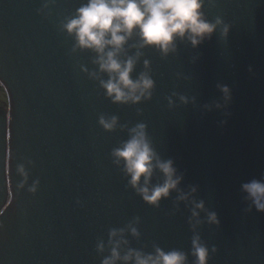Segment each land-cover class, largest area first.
<instances>
[{
  "label": "water",
  "instance_id": "obj_1",
  "mask_svg": "<svg viewBox=\"0 0 264 264\" xmlns=\"http://www.w3.org/2000/svg\"><path fill=\"white\" fill-rule=\"evenodd\" d=\"M43 2L0 0V88L7 102L0 106V264H100L96 241L133 216L141 218L142 234L133 247L151 251L155 242L188 250L183 205L172 215L171 199L152 208L125 188L109 152L126 133L103 131L101 113L129 126L145 122L160 154L184 173L181 187L198 186L197 197L220 220L219 228L200 229L217 248L209 264H264V213L245 214L240 193L241 183L264 173V0H217L205 8L209 19L220 15L232 25L227 42L213 35L196 49L180 45L164 60L146 51L156 88L151 101L136 106L105 99L98 83L79 71L81 64L93 68L92 57L70 53L72 39L58 31V20L84 0H56L47 18L37 14ZM218 82L232 92L223 126L221 112L200 108L219 99ZM173 91L195 96L197 106L169 110L164 97ZM29 159L28 184L39 179L34 195L15 190L16 166Z\"/></svg>",
  "mask_w": 264,
  "mask_h": 264
},
{
  "label": "clouds",
  "instance_id": "obj_2",
  "mask_svg": "<svg viewBox=\"0 0 264 264\" xmlns=\"http://www.w3.org/2000/svg\"><path fill=\"white\" fill-rule=\"evenodd\" d=\"M56 0H44L37 14L51 15ZM217 0H84L69 15L58 20V31L73 41L70 53H88L93 65L89 69L79 65V71L88 79L96 81L103 96L110 103L122 106H136L151 101L156 84L153 79L151 61L146 51L155 52L164 60L175 56L180 45L196 49L205 41L218 35L227 42L232 25L220 15L208 18L205 8H215ZM198 57L191 58L194 63ZM140 70L137 71V66ZM248 71L251 73L252 68ZM176 79L189 80L190 77L176 73ZM221 94L219 99L200 105L202 112L213 110L225 117L220 126L227 123L228 111L232 101V92L228 85L217 83ZM166 106L172 110L179 106H197L195 96L171 92L164 97ZM142 109L136 108L141 116ZM98 126L105 132L113 133L118 129L126 133L109 152L113 166L118 168L126 180L125 188L131 189L141 201L159 208L162 200L171 199V214L176 215L183 205L187 212L185 223L190 236L187 251L178 248L163 249L157 243L151 244V251L145 246H132V241L141 240L139 225L141 218L133 216L121 227H111L107 239H98L95 251L101 255L100 264H209L217 252L215 245L209 247L202 239V225L219 228L220 220L215 211L206 207L205 201L197 197L198 186L181 187L184 173L174 166L172 158H164L157 150L145 122L139 121L129 126L120 123L117 115L101 113L97 117ZM9 157L5 153V188L8 189ZM31 159L16 166V175L20 178L15 184L19 193L26 190L35 194L39 179L28 184ZM240 193L246 207L245 214L255 209L264 213V173L241 183ZM11 203L13 193L7 190ZM77 205L80 201L77 199ZM7 206V205H6ZM2 227V225H0ZM191 257V259H189Z\"/></svg>",
  "mask_w": 264,
  "mask_h": 264
},
{
  "label": "rangeland",
  "instance_id": "obj_3",
  "mask_svg": "<svg viewBox=\"0 0 264 264\" xmlns=\"http://www.w3.org/2000/svg\"><path fill=\"white\" fill-rule=\"evenodd\" d=\"M0 106L3 108H6V106H7L5 94H4L2 88H0Z\"/></svg>",
  "mask_w": 264,
  "mask_h": 264
}]
</instances>
